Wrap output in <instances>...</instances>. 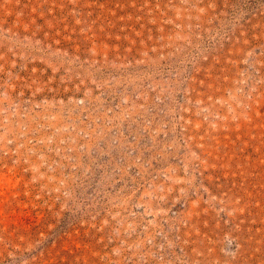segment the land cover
<instances>
[{"label":"rangeland","instance_id":"1","mask_svg":"<svg viewBox=\"0 0 264 264\" xmlns=\"http://www.w3.org/2000/svg\"><path fill=\"white\" fill-rule=\"evenodd\" d=\"M0 264H264V0H0Z\"/></svg>","mask_w":264,"mask_h":264}]
</instances>
